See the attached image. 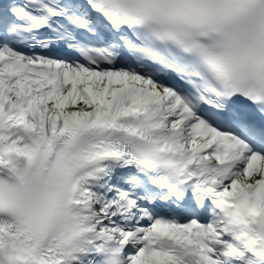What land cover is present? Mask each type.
Segmentation results:
<instances>
[{
	"label": "snow or ice",
	"instance_id": "obj_1",
	"mask_svg": "<svg viewBox=\"0 0 264 264\" xmlns=\"http://www.w3.org/2000/svg\"><path fill=\"white\" fill-rule=\"evenodd\" d=\"M0 264H264V0H0Z\"/></svg>",
	"mask_w": 264,
	"mask_h": 264
}]
</instances>
